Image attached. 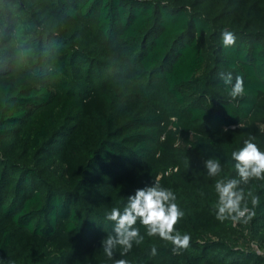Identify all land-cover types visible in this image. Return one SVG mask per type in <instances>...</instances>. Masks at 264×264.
<instances>
[{
  "label": "trees",
  "instance_id": "1",
  "mask_svg": "<svg viewBox=\"0 0 264 264\" xmlns=\"http://www.w3.org/2000/svg\"><path fill=\"white\" fill-rule=\"evenodd\" d=\"M249 136L264 152V0H0V264H264V179L240 185L250 220L216 218ZM154 183L190 246L138 221L107 257L106 215Z\"/></svg>",
  "mask_w": 264,
  "mask_h": 264
},
{
  "label": "clouds",
  "instance_id": "2",
  "mask_svg": "<svg viewBox=\"0 0 264 264\" xmlns=\"http://www.w3.org/2000/svg\"><path fill=\"white\" fill-rule=\"evenodd\" d=\"M222 40L225 47H230L235 44L236 37L232 32L225 31L222 33ZM223 79L224 83L230 86V97L236 99L245 94L242 77L237 76L233 83L229 73ZM254 140V136H249L242 148L231 153L238 179H220L215 183V191L218 194L215 206L216 218L221 222L226 219L233 221L243 219L247 222L255 215V212L247 207L246 201L248 197H251V203L255 208L259 205V197L253 195L251 191H248L246 195L245 190L240 187L241 184H248L251 179H264V152L253 143ZM204 167L210 177L217 176L222 170L219 160L213 158L206 159ZM127 200L122 211L113 207L106 215L108 220L114 222L112 233L101 242L107 257L113 258L117 247L122 249L120 255L123 256L132 249L133 243L139 245L143 242L144 236L135 226L138 221L145 226L147 236L158 235L174 245V253L190 246V235H182L179 231H174L177 221L183 218L185 213L175 202L176 195L171 189L154 183L152 186L137 189L135 194L129 196ZM156 254L157 249L153 247L151 255ZM114 264H128V261L115 259Z\"/></svg>",
  "mask_w": 264,
  "mask_h": 264
},
{
  "label": "built area",
  "instance_id": "3",
  "mask_svg": "<svg viewBox=\"0 0 264 264\" xmlns=\"http://www.w3.org/2000/svg\"><path fill=\"white\" fill-rule=\"evenodd\" d=\"M256 247H257L258 252H260V253L263 252L258 246H256Z\"/></svg>",
  "mask_w": 264,
  "mask_h": 264
}]
</instances>
